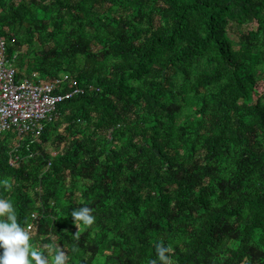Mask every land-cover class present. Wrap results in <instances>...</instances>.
I'll list each match as a JSON object with an SVG mask.
<instances>
[{
	"label": "trees",
	"instance_id": "obj_1",
	"mask_svg": "<svg viewBox=\"0 0 264 264\" xmlns=\"http://www.w3.org/2000/svg\"><path fill=\"white\" fill-rule=\"evenodd\" d=\"M2 36L19 78L86 89L39 141L0 135V198L38 216L34 250L264 264V0H0Z\"/></svg>",
	"mask_w": 264,
	"mask_h": 264
},
{
	"label": "built area",
	"instance_id": "obj_2",
	"mask_svg": "<svg viewBox=\"0 0 264 264\" xmlns=\"http://www.w3.org/2000/svg\"><path fill=\"white\" fill-rule=\"evenodd\" d=\"M85 91L75 77L65 73L46 80L36 73L19 78L7 55V40L0 37V134L14 130L18 137L40 135L45 122L56 116L59 104Z\"/></svg>",
	"mask_w": 264,
	"mask_h": 264
},
{
	"label": "clouds",
	"instance_id": "obj_3",
	"mask_svg": "<svg viewBox=\"0 0 264 264\" xmlns=\"http://www.w3.org/2000/svg\"><path fill=\"white\" fill-rule=\"evenodd\" d=\"M53 120L48 122H52ZM45 127L46 122L44 129ZM10 132L13 133V147L15 150L26 140L39 141L40 135L42 134L41 132L38 136L25 135L18 137L14 130H9L0 135H5ZM17 160L18 157L13 158L12 163L15 164ZM49 166H51V161L47 164V167ZM32 217L35 220L38 218L36 215ZM71 217L75 225L82 224L85 227H90L95 222V217L91 214V209L88 207H81L73 210ZM34 221L26 225L25 228L22 227L18 222L13 202L8 199L0 198V264H49L50 261L51 264H66L68 256L63 250H58L54 255H51V246H46L49 249V254L34 250L31 247L29 230L35 225V223H33ZM171 251L172 249L170 247H166L163 243L158 242L156 244L157 259L150 261V264H157V261L159 264H170L171 257L169 253H171Z\"/></svg>",
	"mask_w": 264,
	"mask_h": 264
},
{
	"label": "rangeland",
	"instance_id": "obj_4",
	"mask_svg": "<svg viewBox=\"0 0 264 264\" xmlns=\"http://www.w3.org/2000/svg\"><path fill=\"white\" fill-rule=\"evenodd\" d=\"M252 26H254L253 23H251L248 27H252ZM232 37L236 38L235 35H232ZM257 88H258L259 92H264V80L259 81ZM49 123H51V122H46V125H48Z\"/></svg>",
	"mask_w": 264,
	"mask_h": 264
}]
</instances>
